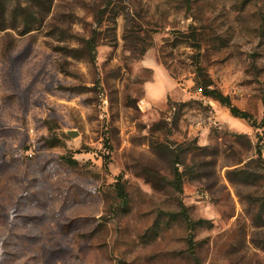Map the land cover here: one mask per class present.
I'll return each mask as SVG.
<instances>
[{
  "label": "rangeland",
  "instance_id": "rangeland-1",
  "mask_svg": "<svg viewBox=\"0 0 264 264\" xmlns=\"http://www.w3.org/2000/svg\"><path fill=\"white\" fill-rule=\"evenodd\" d=\"M263 120L264 0H0V264H264Z\"/></svg>",
  "mask_w": 264,
  "mask_h": 264
},
{
  "label": "trees",
  "instance_id": "trees-1",
  "mask_svg": "<svg viewBox=\"0 0 264 264\" xmlns=\"http://www.w3.org/2000/svg\"><path fill=\"white\" fill-rule=\"evenodd\" d=\"M29 15V14H27ZM184 37H186V34H181ZM194 39H196L195 35H192ZM197 40V39H196ZM97 39H96V33L95 35L86 41L85 47L79 51L80 53L84 55H89V57L92 58L93 61L96 60V48H97ZM196 85L203 96L213 99L214 101L220 103L223 107L227 108L231 115L235 118L243 119L249 122H252V116L249 112L241 110L239 107H237L230 96L225 95L220 89H218L215 86L214 81L212 80L211 76L208 74L206 69L201 66L200 63L196 64ZM264 125V120L262 121V124ZM253 126H256V123L253 122ZM261 127V126H260ZM258 147V153L262 155L263 148L260 144L257 145ZM71 163H77L76 161L70 160ZM175 182L173 183L175 189L178 192L183 191V183L182 179L180 177V174L176 170L175 172ZM116 192L118 195V198L121 200L123 205L127 206L129 203V195L126 189V186L124 182L119 178L116 185ZM171 217L177 220H181L186 225L188 231H189V245L190 248L193 249L192 253H195V244H194V236L196 231L201 227L202 223L204 221H194L192 220L190 214L188 213L185 206H182L181 212L179 213H171Z\"/></svg>",
  "mask_w": 264,
  "mask_h": 264
},
{
  "label": "water",
  "instance_id": "water-1",
  "mask_svg": "<svg viewBox=\"0 0 264 264\" xmlns=\"http://www.w3.org/2000/svg\"><path fill=\"white\" fill-rule=\"evenodd\" d=\"M69 136L74 137L75 136L74 132H70Z\"/></svg>",
  "mask_w": 264,
  "mask_h": 264
}]
</instances>
